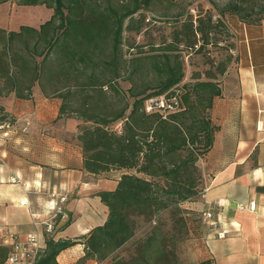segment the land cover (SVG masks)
I'll return each mask as SVG.
<instances>
[{"label": "trees", "instance_id": "16d2710c", "mask_svg": "<svg viewBox=\"0 0 264 264\" xmlns=\"http://www.w3.org/2000/svg\"><path fill=\"white\" fill-rule=\"evenodd\" d=\"M8 1L0 0V4ZM156 1L162 0H129L120 9L107 2L108 6L100 10L92 6L86 9L84 0H20L21 6L52 9L50 19L37 28H0V97L14 93L18 99H30L37 85L44 97L60 100L57 120L69 118L82 123L77 127L76 140L86 173L100 176L124 171L113 191L98 193L107 207V219L83 237L84 260L178 264L173 250L188 233L181 205L193 201L201 191L197 162L212 146L215 129L209 113L213 99L221 95L219 80L231 58L220 61L215 69L194 73V83L182 84L179 46L201 50L222 25L220 21L214 23L211 15H198L195 20L188 16L176 21L173 41L163 40L153 54L132 59L133 63L148 61L153 75L150 81L136 78L141 65L124 76L122 33H138L144 17L135 20L133 16ZM239 8L233 6L236 12ZM260 12L264 21V5ZM118 81L129 83L127 91ZM176 87L181 90L178 111L165 119L144 111L147 99ZM116 123L121 124L119 131L113 128ZM164 211L173 221L170 251L165 244L152 250L154 237H150L134 258L115 256L133 239L138 219L152 223ZM75 244L47 238L34 264H57V255ZM10 251L0 246V264Z\"/></svg>", "mask_w": 264, "mask_h": 264}, {"label": "crops", "instance_id": "0c3cea01", "mask_svg": "<svg viewBox=\"0 0 264 264\" xmlns=\"http://www.w3.org/2000/svg\"><path fill=\"white\" fill-rule=\"evenodd\" d=\"M239 25L233 28L237 56L219 82L221 95L209 113L212 146L197 162L200 185L209 189L181 205L193 210L190 222L201 219L207 206L214 214L215 224L199 220V227H188L191 239L183 249L189 264H264V21ZM60 103L38 87L30 99L14 93L0 97V113L12 116L17 128L0 142V233L20 240L35 234L42 248L47 238L75 241L57 255V264H102L84 260L83 237L106 221L108 210L98 193L113 191L124 171L94 176L83 170L79 123L57 120ZM52 193L66 195L67 217L55 219L48 235L42 221L51 216ZM252 202L255 211L239 209ZM224 229L228 234L218 238Z\"/></svg>", "mask_w": 264, "mask_h": 264}, {"label": "rangeland", "instance_id": "374dc122", "mask_svg": "<svg viewBox=\"0 0 264 264\" xmlns=\"http://www.w3.org/2000/svg\"><path fill=\"white\" fill-rule=\"evenodd\" d=\"M84 1L86 9L92 6L100 10L108 6L107 2L117 9L129 4V0ZM19 2L20 0H10L0 4V28L8 31H16L18 27L22 25L37 28L43 22L48 21L53 13L52 9H48L44 5L21 6ZM235 5H239L240 7L237 12L233 9ZM262 5H264V0H212V2L207 0L156 1L152 3L148 9H142L133 16L135 20L140 18V16L144 17V25L138 33L126 30L122 33L121 52L123 60L125 61V69L122 73L126 76L128 71L133 67L138 68L141 65L143 68L139 70L136 78H143L145 82L150 81L153 75L148 68V61L143 60L133 63L131 62L132 59L141 56L147 57L153 54L155 47H158L163 40L166 41V43L173 41L176 21H183L188 16H192L193 20H195L198 15H211L214 23L220 21L222 25L217 29L216 34H213V32L211 33L209 44L204 46L201 50H197V46H195L194 49L182 46L178 48L181 53L180 59L182 61L184 73L181 83H194L192 79L194 73H202L210 67L215 69L217 64L226 57H230L231 62L236 58L238 34L233 31V28L239 30V24L241 23L246 22L252 24L262 21L263 14L260 12ZM252 7H254L253 10L251 9ZM127 21L128 20L124 22V26L127 24ZM40 59L41 58H39V60ZM222 78L223 76L219 81H221ZM201 79L204 80V77L202 76ZM118 85L123 91H127L129 87V83L123 81H118ZM34 87L38 86L35 85ZM129 101L131 102L132 100ZM0 115L3 114L0 113ZM12 118L11 116V119ZM76 121L79 123L78 126L82 124L80 121ZM113 128L119 131L121 124L116 123L113 125ZM0 164H2V162ZM202 188L203 186L200 187V190ZM199 198L200 196L196 197L194 200H199ZM181 209L183 211L182 216L186 219L187 229L188 227H199L200 224L198 221H201L200 218L192 222L187 220L189 215L194 213L193 210L184 208L183 206H181ZM199 215L200 213L197 214L198 217H200ZM172 226L173 221L171 215L165 211L157 215L152 223L138 219L133 239L118 250L115 256L125 260L134 258L137 250L150 237H154L152 250L156 251L162 244H165L166 250L170 251L168 246L172 244L170 238L173 231ZM153 232H155V235ZM190 239L191 236L188 232L185 235V239L177 243L173 250L178 264H189L183 246H185L186 243L189 244ZM191 246H193V244Z\"/></svg>", "mask_w": 264, "mask_h": 264}, {"label": "built area", "instance_id": "2783aa9c", "mask_svg": "<svg viewBox=\"0 0 264 264\" xmlns=\"http://www.w3.org/2000/svg\"><path fill=\"white\" fill-rule=\"evenodd\" d=\"M180 95L181 90L179 87L174 88L172 91L160 96L149 98L144 103V111L146 113H158L163 119L168 115L175 113L180 109ZM0 142L9 138L11 132L16 131V122L11 119V116L0 115ZM27 127L22 129V132H26ZM2 157L0 156V163ZM209 186H204L200 193V197H204L208 191ZM50 198L53 200V207L51 208L50 218L46 221H42L45 227V232L48 235L53 233L54 220L58 217L66 218L65 203L67 202L66 195H58L57 193L50 194ZM24 204V203H22ZM206 207V206H205ZM240 210L255 211L256 204L254 202L248 205L239 206ZM202 223L215 224L214 214L210 207H206L201 212ZM38 221L35 220V225H38ZM228 234V230L224 229L216 233L218 238H224ZM10 241L11 251L7 255L4 264H34L40 257L43 248L40 245L39 237L35 234H28L23 240L19 239V236L11 233H0V246H6Z\"/></svg>", "mask_w": 264, "mask_h": 264}]
</instances>
